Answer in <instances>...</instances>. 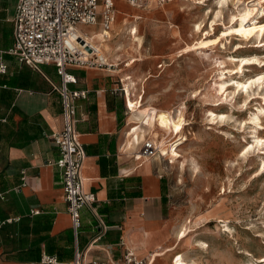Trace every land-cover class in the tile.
Returning <instances> with one entry per match:
<instances>
[{
  "label": "rangeland",
  "instance_id": "rangeland-1",
  "mask_svg": "<svg viewBox=\"0 0 264 264\" xmlns=\"http://www.w3.org/2000/svg\"><path fill=\"white\" fill-rule=\"evenodd\" d=\"M247 1L163 0L135 8L120 2L129 15L138 13L142 38L141 51L133 53L138 60L124 64L121 51L113 67L132 80L130 111L146 108L132 116L139 122L131 135L142 131L137 147L145 139L159 142L178 231L187 226L167 264L177 254L192 264H264V65L254 61V55L264 60V47L247 34L264 26V3L257 11L249 4L254 14L246 20ZM10 4L13 13L16 0ZM117 10L107 36L114 44L124 40L125 15ZM222 82L224 94L217 90ZM140 96L143 105L140 98L133 108ZM150 107L149 129L140 120Z\"/></svg>",
  "mask_w": 264,
  "mask_h": 264
},
{
  "label": "crops",
  "instance_id": "crops-1",
  "mask_svg": "<svg viewBox=\"0 0 264 264\" xmlns=\"http://www.w3.org/2000/svg\"><path fill=\"white\" fill-rule=\"evenodd\" d=\"M10 1L0 0V63L6 66L0 72V219L27 217L30 232H0V264H72L76 250L85 262L118 263L126 249L151 257L150 264H167L178 251V217L157 157L135 158L144 135L132 138L139 122L132 116L146 108L130 111L124 79L113 68L117 63L67 67L75 78L68 88L85 92L75 99V128L85 151L84 189L97 197L95 213L80 208V226L73 230L56 165L59 150L51 139L63 124L54 89L60 76L52 64L35 69L7 52L15 14L8 12ZM140 98L143 105V96L134 101ZM151 108L140 120L149 129ZM44 255L55 261L42 262Z\"/></svg>",
  "mask_w": 264,
  "mask_h": 264
},
{
  "label": "built area",
  "instance_id": "built-area-1",
  "mask_svg": "<svg viewBox=\"0 0 264 264\" xmlns=\"http://www.w3.org/2000/svg\"><path fill=\"white\" fill-rule=\"evenodd\" d=\"M131 6H145L163 0H123ZM116 16V0H17L13 17V44L8 53L18 61L38 69L42 64H52L60 76V85L54 89L60 96L62 128L51 134L59 150L56 165L62 171L64 199L67 203L74 231L80 226V208L87 207L95 213L97 197L84 189L81 167L85 158L79 141L76 124L75 99L85 96L84 91H74L68 84L75 82L68 73L70 65H102L94 58H83L86 48L78 33V26H95L109 31ZM6 66L0 63V72ZM160 144L151 139L143 140L136 152V159H150L161 155ZM54 257L44 255L42 262H54ZM151 257H139L126 249L118 263L83 261V254L76 250L72 264H150Z\"/></svg>",
  "mask_w": 264,
  "mask_h": 264
},
{
  "label": "bare ground",
  "instance_id": "bare-ground-1",
  "mask_svg": "<svg viewBox=\"0 0 264 264\" xmlns=\"http://www.w3.org/2000/svg\"><path fill=\"white\" fill-rule=\"evenodd\" d=\"M204 1H206V0H204ZM222 1H224V0H222ZM223 3L225 4V2H223ZM245 3H246V5L243 8V10L241 9V11H242L241 13H243L242 17L247 20V19H249V17H251L254 14V13H248L250 10L249 4H252V6L257 11L260 8H262L264 0H248ZM132 7L135 8V6H132ZM118 9H119L120 13L123 12V15H125L124 16L125 18H123L124 23H123V26L120 30V37H123L124 40H121L117 44L110 43V39L107 37L109 34V31L104 32L102 29H98V28L94 34H92L90 32H81L80 30H78V33L80 34V37L82 38V41L86 45V48L82 52L83 58H87V57L89 58L90 57V58H94V59H99L103 63L109 62V63H115L116 64L117 61L119 60V57H120L119 53L121 51H123V52L127 53V56H128V58L125 60L126 62L124 64L128 65V64L133 63L134 61L138 60L136 54H133V53L134 52L139 53L141 51V48H142V41H141L142 38L138 35L139 34V26H138V23L136 22V20L139 19V15H137L138 13H132V15H129L128 12H126L127 6L123 5V4H120L118 6ZM117 14H118V10L116 8V16H115L114 22L117 18ZM92 27H94V26H92ZM199 27L200 26H198L197 29H199ZM249 33L254 35V37L257 38V40L254 41L255 47H261V48L264 47V26L263 25L258 26V27L248 28L247 34H249ZM94 36L98 37L99 39L98 40L95 39ZM101 46L107 52V56H106V53L102 49ZM87 47L89 48V50L87 49ZM107 57H108V61H107ZM250 59L251 58L243 57L240 60L248 63L249 62L248 60H250ZM254 61L259 62L258 64H260V66L264 65V60H262V59L259 60V57L257 55H254ZM120 63H121V61H120ZM239 68H241V67H239ZM124 75H125V77H124V89L126 92V98L130 99V84L128 83V81L132 82V80L128 74H124ZM262 78L263 77L261 75V76L257 77L255 80L258 81V80H261ZM249 80H250V78H249ZM255 80H254V82H255ZM251 82H253L252 79L250 80V83ZM237 85L245 87L246 83H243V82L238 83L237 82ZM217 90L220 93L223 92L222 94H224L227 90V88L225 87V82L219 83ZM140 102H141V100L135 101V103L133 104L132 107L133 108L137 107V104H140ZM212 114H213V112H211V115ZM215 116L217 117V114H215ZM223 117H224L223 115H219V118H221V120L223 119ZM260 126H261V124H260ZM164 129L169 131V123L165 126ZM134 137H135V135L132 138H134ZM254 137H255V140L257 142L261 143L262 137H258V136H254ZM169 153L172 154L173 151L169 152ZM186 232H187V226H185L183 229H181L177 232V238L179 240H181L183 237H185ZM261 261H264V259H262ZM171 264H192V262L191 263L188 262L185 258L182 257V255L177 254L172 259Z\"/></svg>",
  "mask_w": 264,
  "mask_h": 264
},
{
  "label": "trees",
  "instance_id": "trees-1",
  "mask_svg": "<svg viewBox=\"0 0 264 264\" xmlns=\"http://www.w3.org/2000/svg\"><path fill=\"white\" fill-rule=\"evenodd\" d=\"M1 184L3 188H5L8 185L5 179L2 180ZM2 221L4 222L2 223ZM28 221L29 219L27 217H21L17 222L11 221V223L6 222V220L4 219H0V232L6 233V234H10L13 232L20 233V234H26L30 232ZM31 231L33 234V233H37L38 230L36 228H31Z\"/></svg>",
  "mask_w": 264,
  "mask_h": 264
},
{
  "label": "water",
  "instance_id": "water-1",
  "mask_svg": "<svg viewBox=\"0 0 264 264\" xmlns=\"http://www.w3.org/2000/svg\"><path fill=\"white\" fill-rule=\"evenodd\" d=\"M87 49L89 50V48L87 47Z\"/></svg>",
  "mask_w": 264,
  "mask_h": 264
}]
</instances>
